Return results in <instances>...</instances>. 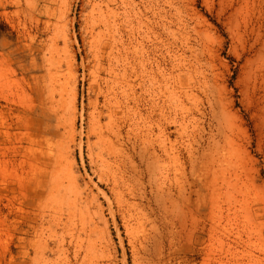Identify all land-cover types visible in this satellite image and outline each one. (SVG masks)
Here are the masks:
<instances>
[{
	"label": "rangeland",
	"instance_id": "1",
	"mask_svg": "<svg viewBox=\"0 0 264 264\" xmlns=\"http://www.w3.org/2000/svg\"><path fill=\"white\" fill-rule=\"evenodd\" d=\"M0 264H264V0H0Z\"/></svg>",
	"mask_w": 264,
	"mask_h": 264
},
{
	"label": "bare ground",
	"instance_id": "2",
	"mask_svg": "<svg viewBox=\"0 0 264 264\" xmlns=\"http://www.w3.org/2000/svg\"><path fill=\"white\" fill-rule=\"evenodd\" d=\"M110 59V58H109ZM47 73L49 74L48 69L46 70ZM49 79V76L47 75ZM50 84L49 85L47 82H45L44 84L41 83V81L39 80L37 82V86L35 87V91L37 92V98H38V110H39V116L42 117V119H39V130L40 133L42 134L41 138H42V144H41V154L44 156H48L51 154L52 152V139L49 138L48 136L53 134L51 132L50 129V122L52 121V113H54V111L51 109L53 106V102H54V96H53V91H54V85L52 83V77L50 74ZM36 110V109H35ZM35 112V111H34ZM115 113L114 111L109 107V122L106 125V132H104V130L99 131V137H110V134H112L113 136H118L119 135V127L116 126L115 128V122H116V118L114 117ZM140 149V148H139ZM141 155V153H139ZM141 158H143V155L141 156ZM149 166V165H148ZM156 167H158L156 165ZM150 168V167H149ZM135 169V167H134ZM162 184V183H161ZM157 192V191H156ZM60 240V239H59Z\"/></svg>",
	"mask_w": 264,
	"mask_h": 264
}]
</instances>
